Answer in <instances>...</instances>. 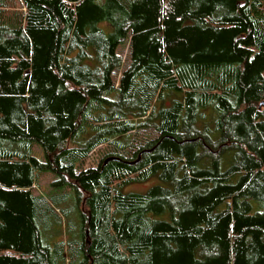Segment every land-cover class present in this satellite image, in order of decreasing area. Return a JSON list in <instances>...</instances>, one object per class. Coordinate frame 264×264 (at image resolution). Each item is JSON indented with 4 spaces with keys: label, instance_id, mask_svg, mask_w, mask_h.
Instances as JSON below:
<instances>
[{
    "label": "trees",
    "instance_id": "trees-1",
    "mask_svg": "<svg viewBox=\"0 0 264 264\" xmlns=\"http://www.w3.org/2000/svg\"><path fill=\"white\" fill-rule=\"evenodd\" d=\"M15 1L0 5V264H264V0ZM38 172L73 191L66 246L47 242Z\"/></svg>",
    "mask_w": 264,
    "mask_h": 264
},
{
    "label": "rangeland",
    "instance_id": "rangeland-1",
    "mask_svg": "<svg viewBox=\"0 0 264 264\" xmlns=\"http://www.w3.org/2000/svg\"><path fill=\"white\" fill-rule=\"evenodd\" d=\"M6 5V6H19L17 4V1L13 3V0H0V5ZM123 62L127 63V47L121 48L119 50ZM152 136L155 137L156 134L153 133L150 130L147 131H140V133H132L131 136V142L133 143H139L143 136ZM148 136V137H149ZM110 148H108L106 145H102L97 147L87 158V160L84 163V167H90L95 166L99 160L109 152ZM34 155L39 158L43 159L42 151L38 147H34ZM38 180L36 183V186L34 188V194L36 196H42L47 199V201L50 203V205L53 208L52 214L49 216V221L54 220L53 223H50L52 228L50 229V234L47 236V242L51 246L54 244L60 243L66 246L71 242L74 237H77L79 235V227H80V217L79 213L76 211L74 212V195L73 191L69 190V188L66 189H53L50 186V181H52L55 176L50 172H38ZM150 185V181H145L141 183H131L126 187L127 191H144L147 189V187ZM65 194V199H62V196ZM59 197L60 196V203H56L53 200L52 197ZM62 199V200H61ZM54 201V202H53ZM65 201V202H64ZM55 220H58L57 223ZM68 249L65 251V255L68 253ZM66 263V261H65Z\"/></svg>",
    "mask_w": 264,
    "mask_h": 264
},
{
    "label": "water",
    "instance_id": "water-1",
    "mask_svg": "<svg viewBox=\"0 0 264 264\" xmlns=\"http://www.w3.org/2000/svg\"><path fill=\"white\" fill-rule=\"evenodd\" d=\"M261 105H264V102H262ZM111 159L113 160V159H116V158H108L106 161L111 160Z\"/></svg>",
    "mask_w": 264,
    "mask_h": 264
}]
</instances>
